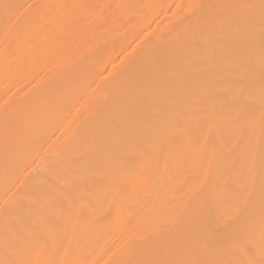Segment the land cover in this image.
Masks as SVG:
<instances>
[{
    "label": "bare ground",
    "instance_id": "obj_1",
    "mask_svg": "<svg viewBox=\"0 0 264 264\" xmlns=\"http://www.w3.org/2000/svg\"><path fill=\"white\" fill-rule=\"evenodd\" d=\"M0 264H264V0H0Z\"/></svg>",
    "mask_w": 264,
    "mask_h": 264
}]
</instances>
